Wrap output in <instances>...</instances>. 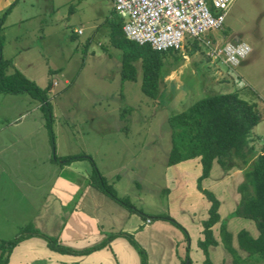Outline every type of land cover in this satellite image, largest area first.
<instances>
[{"label": "rangeland", "instance_id": "374dc122", "mask_svg": "<svg viewBox=\"0 0 264 264\" xmlns=\"http://www.w3.org/2000/svg\"><path fill=\"white\" fill-rule=\"evenodd\" d=\"M8 6L12 13L5 18L1 31L2 57L10 60V71L18 70L40 87L52 84L48 92L52 118L47 126L37 100L26 92L0 93V136H26L18 143V151L25 150V157L31 146L39 157L52 148L57 153H87L115 193L127 197L144 214L143 221L166 214L180 224L181 228L174 227L183 236L185 232L195 235L193 213L206 219L210 203L196 189L201 172L200 166L198 171L192 167L196 158L177 165L166 163L168 117L204 96L237 91L241 98L255 103L260 114L250 134L254 153L248 157V164L252 163L264 146V0H234L221 28L206 34L218 46L225 41H246L251 52L239 65L229 67L221 59L207 56L208 48L202 42L199 49H193L190 40L184 39L182 48L170 49L161 58L156 98L148 97L140 88L139 59L131 62L136 77L120 70L121 49L111 45L108 36L112 0H10L0 3V14ZM78 28L81 34L74 33ZM6 161L12 169L19 165L23 170L34 168L24 157L19 158L21 164L15 156ZM235 163L231 170L241 169V174L248 165H241L238 159ZM227 171L213 164L208 178L200 182L219 204L221 201L223 206L218 210L224 217L230 212L226 204L235 196L239 198L238 185L244 181L243 175ZM4 177L0 174V241L17 232L15 222L6 221L3 209L2 197L7 186L11 187ZM13 177L19 179V175ZM22 178L33 181L28 175ZM166 191L175 195L171 193L169 199ZM204 206L208 207L203 212ZM230 222L234 233L250 227V223L256 228L252 220L241 216ZM219 227L220 222L213 228L220 237ZM250 230L259 234L257 229ZM234 248L242 258L236 264H264L246 260L248 253L237 244ZM207 251L212 264H234L230 253L224 255L227 250L208 247ZM197 253L204 261L205 255L199 250Z\"/></svg>", "mask_w": 264, "mask_h": 264}, {"label": "crops", "instance_id": "0c3cea01", "mask_svg": "<svg viewBox=\"0 0 264 264\" xmlns=\"http://www.w3.org/2000/svg\"><path fill=\"white\" fill-rule=\"evenodd\" d=\"M7 1L10 0H0V3ZM11 9L6 17L12 13ZM78 30L80 32H77ZM74 33L81 34V28L74 29ZM111 45L113 44L111 43ZM121 52L123 60L122 49ZM139 60L141 62V59ZM132 61L136 60H131L129 62L131 66L125 67L123 62L120 70L126 69L132 72L133 74L129 75L134 78L136 77V68L134 64H131ZM167 76L168 74L164 76L165 79ZM54 85H57V82H54ZM37 106L39 107V103ZM25 138L26 136L22 135L11 137V139L10 137L3 139L0 136V160H4L0 166V174L5 175V184L11 185V187L7 186L8 190L2 197L4 200L3 209H5L4 212L7 216L6 221L15 222L17 232L22 227L32 226L47 236L57 238L61 245L72 249V251L62 253L52 250L47 246L44 238L32 235L25 237L12 247L6 264H140V254L130 241L122 235L124 233L132 236L145 250L146 264H184L183 261L187 258L191 264H203V258H199L197 251L199 250L204 255L198 246V241L203 238L202 222L205 218L193 213L197 231L193 236L185 232L186 237L167 220L155 219L152 221L146 219L143 221L139 214L130 212L90 183L93 164L90 163L89 159L60 163L58 157L73 153L60 150L57 153L55 152L56 149L52 148L50 153L46 152V156L39 157V153L32 146L28 148V157H25V150L18 151V143H22ZM10 156H15L19 164L26 161H19V158L24 157L27 161H31L34 168L23 170L20 165L15 169L7 167L6 163L9 162L6 160ZM194 163L195 165L192 164V167L197 168L198 171L199 164L197 161ZM233 168L227 172L239 173V176L243 175L241 169L232 171ZM14 175H19V179L14 178ZM24 175L33 177V181H29V179L24 181L22 178ZM196 189L198 190V188ZM166 192L169 199L174 194L171 191ZM171 193L173 194L171 195ZM0 195L2 196V192ZM180 201L182 206L185 197L183 196ZM238 202L239 198L235 196L229 204H226L227 207H230L229 215L226 217L218 210L220 215L218 222L220 225L225 222L226 229L232 237V244H237L236 235L238 232L231 231L229 224L235 218L232 213L235 211ZM222 206L220 201L219 208ZM205 207H203V212L207 211L208 206L206 209ZM181 209L182 211L185 210V208ZM214 225L212 231L217 244L210 246V249L222 248L223 251H226L219 235L214 233ZM247 226L243 229L247 230L251 236L256 237L250 230L256 228L251 226V223L249 224L250 227ZM110 234H114V236L101 247L90 252H82L104 241ZM227 254L229 253L226 251L224 255Z\"/></svg>", "mask_w": 264, "mask_h": 264}, {"label": "trees", "instance_id": "16d2710c", "mask_svg": "<svg viewBox=\"0 0 264 264\" xmlns=\"http://www.w3.org/2000/svg\"><path fill=\"white\" fill-rule=\"evenodd\" d=\"M10 9L11 6H8L0 14V93H28L37 100L39 108L43 111L46 124L50 126L52 114L48 92L51 84L48 83L45 87H40L18 70L10 71V60L2 57L3 39L1 31ZM107 20L109 40L113 45L123 50V62L126 63L124 67L131 66L129 62L133 59H141V90L148 97L156 98L160 80L161 58L170 49L155 50L148 44L140 45L127 39L122 31L123 19L114 10L111 11ZM188 40H190L193 49H199L198 43L200 41L197 39ZM259 121L260 114L256 104L241 98L237 91L216 92L204 96L168 117L170 147L166 163L167 165H177L188 159L196 158L201 170L197 178V188L210 202L208 217L202 222L203 238L198 241V246L206 257L203 264H212L208 259L207 250L208 247L217 244L212 226L219 221L220 215L218 213L219 200L212 192L202 188L200 182L209 175L214 163L225 170L236 167L235 160L237 159L243 166L248 164V157L254 153L251 145V130ZM77 159H89L93 164V173L89 181L95 188L130 212H137L139 216L145 217L139 209L132 206L127 197H121L115 193L111 185L98 173L93 161L87 154L83 152V154L58 157L60 163ZM243 175L244 181L238 185L239 202L232 215L252 220L259 234L253 237L247 230L240 229L236 241L238 247L248 253L246 260L254 263L262 262L264 261V146L261 147L252 163L247 165ZM153 218L167 220L181 228L180 224L169 215L158 214ZM219 234L224 248L232 255L234 264L241 261L242 258L232 245V237L226 229L225 222L221 223ZM32 235L44 238L47 246L52 250L62 253L72 251V249L61 245L57 238L47 236L32 226H25L20 228L14 237L0 241V264L7 263L9 253L16 243ZM122 235L130 241L140 254V264H146L145 250L129 234L124 233ZM113 236L114 234H110L104 241L82 252H90L101 247ZM185 260H188L187 264H191L188 258Z\"/></svg>", "mask_w": 264, "mask_h": 264}, {"label": "built area", "instance_id": "2783aa9c", "mask_svg": "<svg viewBox=\"0 0 264 264\" xmlns=\"http://www.w3.org/2000/svg\"><path fill=\"white\" fill-rule=\"evenodd\" d=\"M234 0H112L123 19L125 37L155 50L180 49L184 39H197L207 47V56L219 58L229 67L239 65L251 52L243 40L218 46L206 38L221 28ZM77 32H80L79 30Z\"/></svg>", "mask_w": 264, "mask_h": 264}]
</instances>
